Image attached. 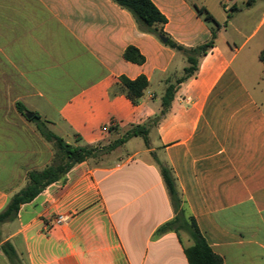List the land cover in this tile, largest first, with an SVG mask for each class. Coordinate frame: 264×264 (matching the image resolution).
<instances>
[{
    "label": "crops",
    "instance_id": "obj_1",
    "mask_svg": "<svg viewBox=\"0 0 264 264\" xmlns=\"http://www.w3.org/2000/svg\"><path fill=\"white\" fill-rule=\"evenodd\" d=\"M152 1L186 47L216 30L163 116L162 96L187 60L140 32L126 9L113 0H0V211L27 169L53 157L29 113L101 154L24 204L15 230L1 226L0 244L21 237L30 264H190L186 234H158L174 217L159 162L172 168L187 214L223 264H264V78L238 69L264 70V11L254 26L257 0ZM130 45L144 63L124 58ZM140 75L149 85L138 104L113 93L119 77ZM136 125L148 127V143L138 135L106 150ZM0 264H9L1 252Z\"/></svg>",
    "mask_w": 264,
    "mask_h": 264
},
{
    "label": "trees",
    "instance_id": "obj_2",
    "mask_svg": "<svg viewBox=\"0 0 264 264\" xmlns=\"http://www.w3.org/2000/svg\"><path fill=\"white\" fill-rule=\"evenodd\" d=\"M113 1L130 12L140 32L154 35L159 40H161V37H166L167 41L164 44L180 52L187 60L188 65L184 68L183 74L174 83H170L167 86L162 96L161 116H163L169 110L180 86L186 80L197 74L201 59L215 44L216 30L214 29L212 38L209 41L195 47H186L175 41L165 31L164 27L167 23V18L152 0ZM194 6L198 14L203 16L207 22L215 24L216 27L219 26L215 17L205 7H199L196 4ZM124 58L127 61L137 64H142L145 61L144 55L138 48L132 45L126 48ZM260 60L264 63V50L260 53ZM148 85L149 80L145 75H140L135 79L121 76L113 87V93H122L133 104H138ZM16 107L25 116V106L17 103ZM160 119L161 117H157L155 121H159ZM29 120L36 123L41 136L52 144L54 149L53 159L49 165L42 169H27L26 186L15 192L8 200L5 208L0 211V228L4 223L15 220L18 217L21 207L24 204L32 202L48 186L54 183L65 184L67 182V174L75 165L97 156L98 152H100V149L94 145L82 147L68 143L62 137L50 131L37 113ZM148 131V127L145 125L133 126L124 137L116 140L106 150L115 148L132 136H142L145 142L148 143ZM159 168L174 209V217L158 229V234L168 231L186 234L190 244L185 248V254L190 264H223V258L210 247L195 217L187 214L183 204L182 193L178 189L172 168L160 162ZM0 252L5 256L9 264H24L20 254L11 241L2 242L0 244Z\"/></svg>",
    "mask_w": 264,
    "mask_h": 264
},
{
    "label": "rangeland",
    "instance_id": "obj_3",
    "mask_svg": "<svg viewBox=\"0 0 264 264\" xmlns=\"http://www.w3.org/2000/svg\"><path fill=\"white\" fill-rule=\"evenodd\" d=\"M257 5L253 8V9H251V14L253 15V16H255L256 18H253V20H254V26H256L257 24H258V21H259V19H260V17L262 16V14H263V11H264V0H257ZM213 25V24H212ZM264 32V27H262L261 29H260V31H259V33H258V35H261L262 33ZM241 56V55H240ZM255 60H257V58H254ZM252 63H253V61H252ZM256 63V62H255ZM257 63H259V62H257ZM188 65V64H187ZM186 65V66H187ZM239 68V72L241 73V74H243V75H245V74H250V75H252V76H254V77H261V78H264V70H263V64L262 63H259V64H257L256 66L255 65H250V68L249 69H243V68H241V66L239 65L238 66ZM29 114H31V113H29ZM47 126V125H46ZM47 128L50 130V131H52L54 134H56V135H58V136H60V137H63V138H65V140H71V138H69L67 135H68V133H67V128H66V126L64 125V124H60L59 125V127L57 128V129H52V128H50V127H48L47 126ZM38 130V129H37ZM45 139V138H44ZM46 140V139H45ZM47 141V140H46ZM72 141H73V139H72ZM48 142V141H47ZM48 143H50V142H48ZM50 147H51V149H52V152H53V154H54V149H53V146H52V144L50 143ZM100 156H101V154L98 152V154H97V157L96 158H94V160L92 161V162H94V163H96L97 161H98V159H100ZM52 159H53V157H52ZM51 162H52V160H51ZM30 168H34V169H40V168H36L35 166H30ZM42 169V168H41ZM26 179H27V177H26ZM26 184H27V181L25 180V181H22V182H20V185L18 186V190H20V189H22L23 187H25L26 186ZM18 225H19V220H18V218H16L15 220H13V221H11V222H8V224H6V223H4L3 224V230H4V232H7V231H9V230H15L17 227H18ZM0 240H1V236H0ZM12 243H13V245L15 246V248L17 249V251H18V253L20 254V257H21V259H22V261H23V263L24 264H30V262H29V257H28V254L27 253H22L23 252V250H24V242H23V239L20 237V238H18V239H14L13 241H11ZM32 255H34L35 256V253L32 251Z\"/></svg>",
    "mask_w": 264,
    "mask_h": 264
},
{
    "label": "built area",
    "instance_id": "obj_4",
    "mask_svg": "<svg viewBox=\"0 0 264 264\" xmlns=\"http://www.w3.org/2000/svg\"><path fill=\"white\" fill-rule=\"evenodd\" d=\"M65 220H66V218H65V217H63V216H60V217H58V218L56 219V221H55V224L62 223V222H64Z\"/></svg>",
    "mask_w": 264,
    "mask_h": 264
},
{
    "label": "water",
    "instance_id": "obj_5",
    "mask_svg": "<svg viewBox=\"0 0 264 264\" xmlns=\"http://www.w3.org/2000/svg\"><path fill=\"white\" fill-rule=\"evenodd\" d=\"M161 41L162 42H166L167 41V38L166 37H161ZM33 115L32 113L31 114H28V117L31 118Z\"/></svg>",
    "mask_w": 264,
    "mask_h": 264
}]
</instances>
